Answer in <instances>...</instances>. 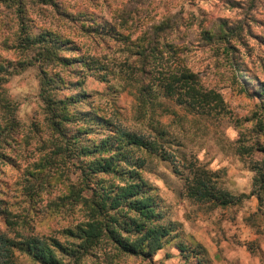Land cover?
<instances>
[{
    "label": "rangeland",
    "instance_id": "rangeland-1",
    "mask_svg": "<svg viewBox=\"0 0 264 264\" xmlns=\"http://www.w3.org/2000/svg\"><path fill=\"white\" fill-rule=\"evenodd\" d=\"M35 1L24 0L26 25L33 33L50 30L69 40L71 44L63 54L76 65L73 71H67L37 62L20 71L15 64L25 56L36 55L18 51L21 28L15 9H8L0 0V23L5 25L0 28V61L14 72L7 75L5 86L10 95L6 99L16 102L18 122L9 130L12 117L9 114L6 120L5 110L0 108V231L14 235L20 230L26 236H49L64 242V230L76 227L86 217L85 208L75 201L79 194L76 189L84 188L81 194L88 197L112 181L104 175L84 177L82 170L89 164L88 158L69 151L55 153L52 141L64 147L66 140L57 135L52 138L45 122L40 98L43 69V78L60 75L72 86L64 92L54 91L58 97L87 94L82 110L157 141L170 156V160H163L155 154L135 149L131 152L135 159L144 161L140 174L159 202L158 222L178 224L179 234L151 257L124 254L106 239L97 250L101 264H264V208L259 211L256 197L225 208L197 203L186 194V171L180 168L175 173L181 160L197 161L216 172L220 186L232 194L239 197L252 192L253 162L262 155L241 148L250 149L257 142L264 146V135L255 131L256 117L264 108L260 87L264 82V0H142L138 15L131 21L135 38L147 26L172 16L177 27L167 39L181 48L176 54L180 58L176 68H188L205 90L220 94L224 100L225 109L210 116L193 113L160 96L141 107L137 85L115 73L127 54L120 53L121 44L109 34L100 37L98 29L109 30L107 24L114 23L113 10L128 0H55L67 17ZM78 12L84 16L79 28L72 23ZM220 20H227L239 38L230 53L224 51L221 42L204 39V32L215 31ZM118 32L124 33L121 29ZM87 65L93 72L99 67L113 71L107 75V82H101L86 73ZM98 74L104 76L102 71ZM66 129L76 133L79 124ZM109 134L106 127L80 142L98 143ZM123 214L112 212L110 216H117L121 222ZM107 256L111 257L109 263L104 262ZM19 258V264H37L25 254H19Z\"/></svg>",
    "mask_w": 264,
    "mask_h": 264
},
{
    "label": "trees",
    "instance_id": "trees-1",
    "mask_svg": "<svg viewBox=\"0 0 264 264\" xmlns=\"http://www.w3.org/2000/svg\"><path fill=\"white\" fill-rule=\"evenodd\" d=\"M141 1L128 0L126 4H120L113 10L114 23L107 24L109 30L98 29L100 37L104 38V34H109L115 43L121 44V48L117 46L120 48V53L127 54L125 62L119 64L115 73L122 74L131 84L137 85V98L141 107L154 103L160 96L174 100L178 105L199 115L210 116L215 111L222 112L225 106L220 94L205 90L199 77L188 68L183 66L176 68L177 63L180 62L176 54L177 52L179 54L181 48L167 39L177 27L170 19L172 16L147 26L143 32L133 38L131 21L135 15H138ZM35 2L55 8L56 14L60 16H69L64 14L60 4L55 0ZM2 3L8 9H15L21 28L16 43L18 51L21 54L32 52L36 55V58L25 56L15 64L20 71L33 67L37 62L57 65L67 71L74 70L76 61L63 54L71 44L69 40L63 36L59 38L50 30H43L41 33L31 32L24 16V0H2ZM83 13L86 14L84 11ZM75 15L77 18H71L72 23L79 28L84 16L82 12ZM219 22L215 31L208 29L204 32V39L208 42H221L224 51L230 53L236 49L234 42L239 41V38L227 20ZM4 26V23H0V28ZM119 29L124 33L120 34ZM90 60L99 62L98 58H90ZM82 62L79 61L81 65ZM10 69L9 64L0 61V108L5 110L6 120L9 114L12 117L9 130L18 126L15 117L16 102L6 99L10 94L5 85L8 76L14 73ZM41 70L40 98L43 102L45 122L52 138L57 135L66 140L64 147L52 141L56 147L55 153L63 154L69 151L80 158H88L89 164H86L82 170L84 177L104 175L112 181L109 186H101L88 197L81 194L84 188L76 189L79 194L75 201L85 208L86 217L76 227L64 230L66 239L64 242L49 236H26L20 230L14 235L0 231V264H19V254L31 257L37 264H101L98 261L100 256L97 250L106 239L113 241L116 249L124 254L153 256L163 249L171 237L179 234L180 227L172 222L167 224L158 222L161 219L158 212L159 202L153 195L154 189L144 182L140 174L144 161L135 159L131 152L135 149L158 155L163 160H170V156L164 153L157 141L150 140L145 135L128 132L98 114L82 110V99L86 98L87 94H64L63 97H58L54 91L64 92L65 88L72 86L60 75H56L53 79L47 76L43 78L45 71ZM86 70V73L101 82H107V75L113 71L99 67L93 72V68L89 65L86 66ZM80 71L84 70L81 68ZM101 71L104 76L98 74ZM260 87L264 95V82ZM155 89L159 91L158 94L155 93ZM73 123L79 124L76 133H70L66 129V126ZM106 127L109 128L110 134L100 142L87 145L80 142L83 137H88ZM37 128L38 125L35 124V129ZM255 131L259 135H264V108L262 114L256 117ZM241 151L258 152L262 155V159L253 160L252 169L255 176L250 194H242L239 197L232 194L220 186L216 172L198 164L197 161L183 159L181 167L175 166V173L180 172V168L186 171L184 186L188 198L197 203L225 208L240 203L242 199L256 197L261 211L264 208V146L257 142L250 149L243 146ZM171 161L174 162V159L172 158ZM112 212L117 215L124 213L121 215L122 221L119 222L117 216H110ZM180 250L185 251L182 246ZM110 261V256L104 259L106 263Z\"/></svg>",
    "mask_w": 264,
    "mask_h": 264
},
{
    "label": "crops",
    "instance_id": "crops-1",
    "mask_svg": "<svg viewBox=\"0 0 264 264\" xmlns=\"http://www.w3.org/2000/svg\"><path fill=\"white\" fill-rule=\"evenodd\" d=\"M251 198H254V197H251ZM257 199V198H256ZM258 201V200H257Z\"/></svg>",
    "mask_w": 264,
    "mask_h": 264
}]
</instances>
